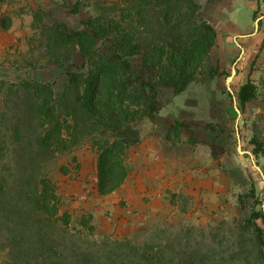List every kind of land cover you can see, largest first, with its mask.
Returning <instances> with one entry per match:
<instances>
[{
  "label": "rangeland",
  "instance_id": "374dc122",
  "mask_svg": "<svg viewBox=\"0 0 264 264\" xmlns=\"http://www.w3.org/2000/svg\"><path fill=\"white\" fill-rule=\"evenodd\" d=\"M78 1L0 0V264H264V0H195L228 28L183 93L158 87V112L132 125L129 176L104 196L94 136L46 148V93L33 92L62 89L85 62L53 61L50 27L90 32L133 0H81L74 14ZM98 47L113 58L110 41ZM130 61L149 79L140 56ZM249 82L256 96L242 105Z\"/></svg>",
  "mask_w": 264,
  "mask_h": 264
},
{
  "label": "trees",
  "instance_id": "16d2710c",
  "mask_svg": "<svg viewBox=\"0 0 264 264\" xmlns=\"http://www.w3.org/2000/svg\"><path fill=\"white\" fill-rule=\"evenodd\" d=\"M130 5L128 11L121 10L120 21L87 23L90 32L72 31L63 24L50 27L52 60L63 66L64 59L81 52L85 62L80 72L67 74L60 90L51 83L33 86L35 97L46 93V100L36 104L37 114L46 119V148L58 144L62 148L65 143L94 136L99 147L98 192L103 196L119 189L128 178L126 151L140 143L132 125L158 112V87L183 93L200 76L217 40L216 29L200 17L201 6L195 0H133ZM80 9L81 0L74 14ZM101 40L111 42L112 59L99 52ZM56 50L65 54L60 56ZM138 56L149 69V79L133 76L130 59ZM148 89L152 94L144 95ZM255 96L256 87L250 82L239 93L242 105ZM66 135L72 139L70 144ZM45 186L42 199L47 211L51 199L47 182ZM61 224L68 227V223ZM259 246L264 256V241Z\"/></svg>",
  "mask_w": 264,
  "mask_h": 264
},
{
  "label": "crops",
  "instance_id": "0c3cea01",
  "mask_svg": "<svg viewBox=\"0 0 264 264\" xmlns=\"http://www.w3.org/2000/svg\"><path fill=\"white\" fill-rule=\"evenodd\" d=\"M259 1L262 2V0H258L256 3V7L258 6L259 4ZM202 14L204 16H206V12L205 11H202ZM225 15V14H224ZM226 16V15H225ZM207 17V16H206ZM212 18V17H211ZM209 16L207 18V20L211 21V24L214 26V28H216L217 32H218V38L219 36L222 34V31L220 30V28L222 27V25L224 26L225 25V28H228L225 24L226 21H228L229 19H225V17L222 19V17H217L216 19H211ZM224 33V32H223Z\"/></svg>",
  "mask_w": 264,
  "mask_h": 264
}]
</instances>
